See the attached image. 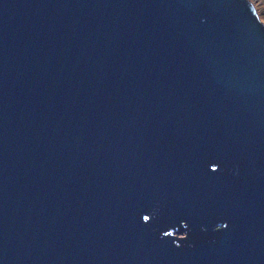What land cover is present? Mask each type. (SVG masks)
Returning a JSON list of instances; mask_svg holds the SVG:
<instances>
[{
	"label": "water",
	"instance_id": "water-1",
	"mask_svg": "<svg viewBox=\"0 0 264 264\" xmlns=\"http://www.w3.org/2000/svg\"><path fill=\"white\" fill-rule=\"evenodd\" d=\"M0 264H264L250 0H0Z\"/></svg>",
	"mask_w": 264,
	"mask_h": 264
},
{
	"label": "rangeland",
	"instance_id": "rangeland-1",
	"mask_svg": "<svg viewBox=\"0 0 264 264\" xmlns=\"http://www.w3.org/2000/svg\"><path fill=\"white\" fill-rule=\"evenodd\" d=\"M257 8L260 19L264 22V0H250Z\"/></svg>",
	"mask_w": 264,
	"mask_h": 264
},
{
	"label": "snow or ice",
	"instance_id": "snow-or-ice-1",
	"mask_svg": "<svg viewBox=\"0 0 264 264\" xmlns=\"http://www.w3.org/2000/svg\"><path fill=\"white\" fill-rule=\"evenodd\" d=\"M145 219H147V217H145Z\"/></svg>",
	"mask_w": 264,
	"mask_h": 264
}]
</instances>
